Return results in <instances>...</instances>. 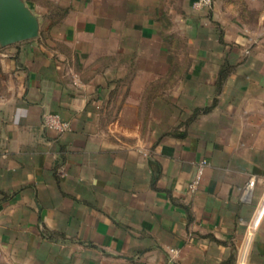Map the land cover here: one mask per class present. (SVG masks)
I'll return each mask as SVG.
<instances>
[{
	"label": "crops",
	"instance_id": "crops-1",
	"mask_svg": "<svg viewBox=\"0 0 264 264\" xmlns=\"http://www.w3.org/2000/svg\"><path fill=\"white\" fill-rule=\"evenodd\" d=\"M25 1L39 35L0 45V264H264V6Z\"/></svg>",
	"mask_w": 264,
	"mask_h": 264
},
{
	"label": "water",
	"instance_id": "water-1",
	"mask_svg": "<svg viewBox=\"0 0 264 264\" xmlns=\"http://www.w3.org/2000/svg\"><path fill=\"white\" fill-rule=\"evenodd\" d=\"M40 16L25 0H0V45L37 37Z\"/></svg>",
	"mask_w": 264,
	"mask_h": 264
},
{
	"label": "built area",
	"instance_id": "built-area-1",
	"mask_svg": "<svg viewBox=\"0 0 264 264\" xmlns=\"http://www.w3.org/2000/svg\"><path fill=\"white\" fill-rule=\"evenodd\" d=\"M211 4H212V0H195L193 1L192 6L195 9H201L204 7H209ZM43 122L47 127L54 129L57 132L67 131L71 127L68 121L63 120L62 117L58 113H54V112L45 113L43 116ZM206 164H207V160H202L200 162L197 174L195 178L189 184V188L191 190H195L198 187L200 180H201L202 173H203V168L205 167ZM251 183H252V180L249 181L248 185H251ZM169 251L172 254V257L176 256L177 249L170 248ZM157 264H173V263L167 262V263H157Z\"/></svg>",
	"mask_w": 264,
	"mask_h": 264
},
{
	"label": "rangeland",
	"instance_id": "rangeland-1",
	"mask_svg": "<svg viewBox=\"0 0 264 264\" xmlns=\"http://www.w3.org/2000/svg\"><path fill=\"white\" fill-rule=\"evenodd\" d=\"M258 4L260 5V7L264 6V0H258ZM251 18L253 19L254 16H251Z\"/></svg>",
	"mask_w": 264,
	"mask_h": 264
}]
</instances>
